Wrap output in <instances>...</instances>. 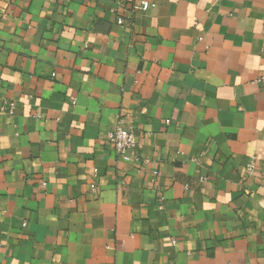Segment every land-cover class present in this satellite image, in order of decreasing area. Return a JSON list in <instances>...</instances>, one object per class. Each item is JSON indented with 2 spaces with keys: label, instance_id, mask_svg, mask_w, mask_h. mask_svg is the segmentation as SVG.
I'll return each mask as SVG.
<instances>
[{
  "label": "crops",
  "instance_id": "1",
  "mask_svg": "<svg viewBox=\"0 0 264 264\" xmlns=\"http://www.w3.org/2000/svg\"><path fill=\"white\" fill-rule=\"evenodd\" d=\"M146 1L0 0V264H264V0Z\"/></svg>",
  "mask_w": 264,
  "mask_h": 264
},
{
  "label": "built area",
  "instance_id": "2",
  "mask_svg": "<svg viewBox=\"0 0 264 264\" xmlns=\"http://www.w3.org/2000/svg\"><path fill=\"white\" fill-rule=\"evenodd\" d=\"M127 9L126 17L119 18L117 20L118 25H122L124 22H132L134 16L138 13H143L153 8L155 4L146 0H124ZM13 107L10 106V110ZM107 142L112 147L114 152L122 159L127 160V153L132 152L137 147V138L132 129L124 126L123 121L120 120L114 129L107 134ZM256 168V158L251 157L245 164V171L247 175H251ZM96 187L91 186V191L94 192ZM24 226V224H23Z\"/></svg>",
  "mask_w": 264,
  "mask_h": 264
}]
</instances>
